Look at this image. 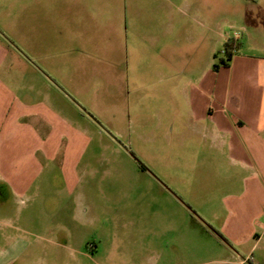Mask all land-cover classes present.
Instances as JSON below:
<instances>
[{"label":"rangeland","instance_id":"1","mask_svg":"<svg viewBox=\"0 0 264 264\" xmlns=\"http://www.w3.org/2000/svg\"><path fill=\"white\" fill-rule=\"evenodd\" d=\"M245 22L264 44V0H0V264H264V152L216 127Z\"/></svg>","mask_w":264,"mask_h":264},{"label":"crops","instance_id":"2","mask_svg":"<svg viewBox=\"0 0 264 264\" xmlns=\"http://www.w3.org/2000/svg\"><path fill=\"white\" fill-rule=\"evenodd\" d=\"M254 24L245 22L241 25L243 30L246 32L248 37L253 39L255 45L258 47H263L264 44H259L258 41L261 40V34L255 32L254 35L253 29ZM258 30H259V25ZM257 31V29H254ZM230 37H226L228 40ZM242 42L241 48L235 52L228 64L222 67H219L216 73L223 69H233L232 75L225 85L221 86L222 91L221 100L226 98V94L230 93L233 96H237V103L234 105L228 103L226 99L225 102L231 106L233 111L234 120L225 125L217 121V125L221 131L227 133L228 130L240 131L242 133L241 139L234 140L230 149L234 152H250V150L258 153L264 152V49L258 51V53H244V42ZM1 52V51H0ZM1 54V53H0ZM2 85V84H0ZM3 89V85L0 86V90ZM0 94L1 91H0ZM3 103L2 98L0 97V182L5 180L11 186L15 187V182L20 176V171L15 170L18 168L15 162L9 161L8 153L6 150V143L9 141L10 134L12 132V126L15 122L19 121V118L11 120L9 109H6V106ZM210 119L213 116H209ZM10 118V119H9ZM224 125V126H223ZM222 126V127H220ZM213 130H218L217 128H209L206 131L212 134ZM248 160V159H247ZM250 163V160L244 161ZM243 162V164H245ZM4 195L3 191L0 190V200L2 201L1 212L4 211Z\"/></svg>","mask_w":264,"mask_h":264},{"label":"trees","instance_id":"3","mask_svg":"<svg viewBox=\"0 0 264 264\" xmlns=\"http://www.w3.org/2000/svg\"><path fill=\"white\" fill-rule=\"evenodd\" d=\"M242 42L238 38H229L224 42V49L223 52L226 55V60H222V66H225L228 64V61L230 60L231 56L237 52L241 48ZM219 65H213V70L217 71L219 69ZM142 168H144L142 166Z\"/></svg>","mask_w":264,"mask_h":264}]
</instances>
